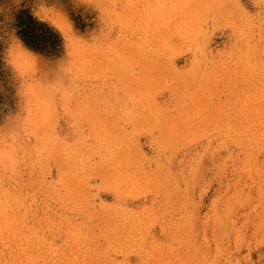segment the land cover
I'll use <instances>...</instances> for the list:
<instances>
[{
    "label": "rangeland",
    "instance_id": "374dc122",
    "mask_svg": "<svg viewBox=\"0 0 264 264\" xmlns=\"http://www.w3.org/2000/svg\"><path fill=\"white\" fill-rule=\"evenodd\" d=\"M0 264H264V0H0Z\"/></svg>",
    "mask_w": 264,
    "mask_h": 264
},
{
    "label": "trees",
    "instance_id": "16d2710c",
    "mask_svg": "<svg viewBox=\"0 0 264 264\" xmlns=\"http://www.w3.org/2000/svg\"><path fill=\"white\" fill-rule=\"evenodd\" d=\"M17 35L22 42L31 50L45 54H57L63 46L61 36L45 23L35 20L28 11L21 12L16 25ZM42 36L41 43L35 40Z\"/></svg>",
    "mask_w": 264,
    "mask_h": 264
},
{
    "label": "clouds",
    "instance_id": "9594fccd",
    "mask_svg": "<svg viewBox=\"0 0 264 264\" xmlns=\"http://www.w3.org/2000/svg\"><path fill=\"white\" fill-rule=\"evenodd\" d=\"M35 40H36V42L38 43V44H40L41 43V40H42V36H37L36 38H35Z\"/></svg>",
    "mask_w": 264,
    "mask_h": 264
}]
</instances>
